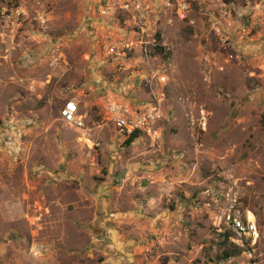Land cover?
<instances>
[{
  "label": "rangeland",
  "instance_id": "1",
  "mask_svg": "<svg viewBox=\"0 0 264 264\" xmlns=\"http://www.w3.org/2000/svg\"><path fill=\"white\" fill-rule=\"evenodd\" d=\"M123 1L0 0V264H264V60L230 61L209 18L254 21L260 46L264 0H196L186 22L136 0L142 21ZM18 8L10 29L2 12ZM138 33L157 42L151 66L106 53ZM150 68L173 121L163 141L127 145L105 106L148 99ZM71 99L83 129L61 119ZM231 210L258 223L253 258L219 260Z\"/></svg>",
  "mask_w": 264,
  "mask_h": 264
},
{
  "label": "built area",
  "instance_id": "2",
  "mask_svg": "<svg viewBox=\"0 0 264 264\" xmlns=\"http://www.w3.org/2000/svg\"><path fill=\"white\" fill-rule=\"evenodd\" d=\"M196 0H159L160 7L172 18L180 22L190 20L193 14V5ZM115 2L99 3V13L103 17L114 16ZM121 9L126 12L141 13L144 21L148 11H141L142 7L136 0H124ZM26 13L21 9L5 10L2 12V22L6 27L20 28L25 20ZM213 26L214 34L218 37L223 52L230 61L239 63L248 62L250 59L264 60V42L259 46L261 35L257 34V23L251 21L249 24H238L231 20L227 13L217 20L209 16ZM142 34L138 33L133 39H122L115 41L105 47V51L117 59H129L132 55H140L144 63L151 66L153 55L151 46L157 42L143 40ZM260 49V52L256 50ZM59 62L56 61L55 64ZM262 70V69H261ZM161 88L154 90L155 85ZM169 85L167 75L160 69L150 68L146 87L150 88L148 99L131 103L126 100H110L106 103L105 114L107 122L112 124L122 135L125 141L136 137L135 141L148 139L154 144L163 141L165 129L173 121L172 113L167 109L168 96L166 88ZM34 88L31 89V92ZM62 121L71 128L80 130L85 127L84 118L80 115V105L75 100H68L61 110ZM217 232L223 234L230 231L233 235L232 242L238 247L245 249L244 254L252 257V249L257 245L260 238L258 223L252 221L240 210H231L229 213L217 219L215 224Z\"/></svg>",
  "mask_w": 264,
  "mask_h": 264
},
{
  "label": "trees",
  "instance_id": "3",
  "mask_svg": "<svg viewBox=\"0 0 264 264\" xmlns=\"http://www.w3.org/2000/svg\"><path fill=\"white\" fill-rule=\"evenodd\" d=\"M157 40L158 41H161V36L158 34L157 35ZM158 51L160 52V54H164V49L163 48H158ZM158 52V53H159ZM165 59H168V55H163ZM135 139L136 137H132L131 139H129L127 141V145H131L135 142ZM220 237L223 239V245L226 246L225 249H224V252L222 254V256L219 258L220 261L224 262V261H228L230 260L231 258H234V257H237V256H240L241 253L245 252V249H238V248H233L231 245H230V242H232V233L230 231H226L224 232L223 234L220 235Z\"/></svg>",
  "mask_w": 264,
  "mask_h": 264
},
{
  "label": "crops",
  "instance_id": "4",
  "mask_svg": "<svg viewBox=\"0 0 264 264\" xmlns=\"http://www.w3.org/2000/svg\"><path fill=\"white\" fill-rule=\"evenodd\" d=\"M261 64H263V63H261ZM257 65H258V64H257ZM263 65H264V64H263ZM256 67H257V66H254V68H256ZM253 75H255V73H253ZM102 234H103V233H102ZM102 234H100V237H102ZM100 237H99V238H100ZM100 242H101V241H100ZM96 244H97V243H96ZM126 252L129 253L130 250L127 249ZM130 253H131V252H130Z\"/></svg>",
  "mask_w": 264,
  "mask_h": 264
}]
</instances>
